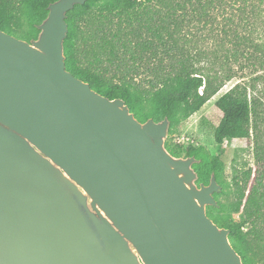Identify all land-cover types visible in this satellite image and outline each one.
<instances>
[{"label":"water","instance_id":"obj_1","mask_svg":"<svg viewBox=\"0 0 264 264\" xmlns=\"http://www.w3.org/2000/svg\"><path fill=\"white\" fill-rule=\"evenodd\" d=\"M56 0L24 41L0 30V264H243L215 224L214 175L175 157L167 117L140 122L66 70Z\"/></svg>","mask_w":264,"mask_h":264},{"label":"trees","instance_id":"obj_2","mask_svg":"<svg viewBox=\"0 0 264 264\" xmlns=\"http://www.w3.org/2000/svg\"><path fill=\"white\" fill-rule=\"evenodd\" d=\"M55 1L0 0V30L16 35L21 19L26 17L24 38L36 39L37 26ZM153 1L88 0L83 6H75L66 18V70L108 99L124 100L140 122L167 117L171 134L175 126L198 112L225 80L235 76L219 78L217 72H207L200 63L214 60L212 64L216 65L232 60L240 71L252 69L256 75L251 96L246 86L237 84L218 102L221 115L214 127V140L221 146L252 137L255 169L234 167L227 183L217 158L203 175L194 168L200 162L197 149L188 146L184 153L197 160L193 169L198 183L206 185L214 175L220 186L214 194L218 207H208L207 214L219 227L230 231L229 240L243 264H253L254 257L264 254V87H256L257 82L264 84V32L256 31V23L248 17L237 23L233 14H226L220 33L212 30L203 33L200 40L190 41L196 45L213 41L216 49L190 50L187 42L180 45L179 23L187 20L186 11L182 18L178 16L181 4H165L164 9L156 10L151 6ZM195 4L206 22L208 18L211 23L216 21L209 14L211 7H219L213 0H195ZM240 11L245 12V8ZM165 147L173 156H180L179 148ZM222 195L226 196L225 204L218 201ZM211 210L223 214L212 216Z\"/></svg>","mask_w":264,"mask_h":264},{"label":"rangeland","instance_id":"obj_3","mask_svg":"<svg viewBox=\"0 0 264 264\" xmlns=\"http://www.w3.org/2000/svg\"><path fill=\"white\" fill-rule=\"evenodd\" d=\"M213 1L217 7L219 6L215 9L212 7L209 9L210 16L215 17L216 20L213 23H211V19L209 18L208 22H206L204 17L199 15L201 8L199 5L195 4V0H162L161 2L159 0H154L151 6L156 10H161L165 8V4H181L182 9L178 11V16L182 18V13L186 11L185 20H187L182 24L181 22L179 23L181 26V34H179V36L182 39L180 45L187 42L186 47L190 50L193 48L197 51L215 50L216 44L213 41L210 43L199 42L197 45L191 43L190 41L200 40L199 37H201L203 33L206 35L212 30L215 31V34L219 32L222 26L220 23L224 22L223 16H226V14H233L235 22L237 23L241 18L246 19L248 17L252 20V24L256 23L254 27L256 31L261 33L264 32V0ZM202 2H205V0H202ZM243 8H245V12L240 11ZM21 20L22 26L18 29L16 35L12 36L28 41L24 38V33L28 29L26 25L27 18L25 17ZM240 25L241 23H239L238 26ZM240 30L242 31V29ZM213 62L214 60H210L209 62L205 61L204 63H200L199 66H203L205 70H209L207 72H211L212 74L217 72L219 78H224L232 74L235 76L231 77L229 80H225L221 89L198 112L179 125L175 126L173 133L168 135L165 145L179 148V157L182 158H186L184 150L188 146L196 148V155L197 158H200V162L194 168L203 175L210 170L213 160L217 158L222 167L223 177L228 183L231 181L234 167H243V165H246L252 167L253 170L255 169L252 153L255 141L252 137H250L242 141L234 140L226 142L221 146L215 142L214 127L221 115L218 102L223 95L229 92L237 84L246 86L247 92L249 96H251L253 94L251 91L252 85H255L252 79L256 74H252V69L240 71L238 64L232 62V60L223 64L218 62L216 65L212 64ZM256 87L262 89L264 84H259L257 82ZM262 129L264 131V127H262ZM218 201L220 204H225L227 202L226 196L222 195L218 198ZM210 212L212 216L223 214L222 212H217V210H211ZM208 217L212 220L210 215ZM236 218H238V216H236ZM260 255L261 256L254 257L253 264H264V254L260 253Z\"/></svg>","mask_w":264,"mask_h":264}]
</instances>
